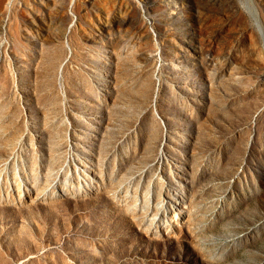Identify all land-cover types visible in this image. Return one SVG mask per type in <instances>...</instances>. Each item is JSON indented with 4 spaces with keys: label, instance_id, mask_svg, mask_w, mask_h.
<instances>
[{
    "label": "rangeland",
    "instance_id": "1",
    "mask_svg": "<svg viewBox=\"0 0 264 264\" xmlns=\"http://www.w3.org/2000/svg\"><path fill=\"white\" fill-rule=\"evenodd\" d=\"M0 264H264V0H0Z\"/></svg>",
    "mask_w": 264,
    "mask_h": 264
}]
</instances>
